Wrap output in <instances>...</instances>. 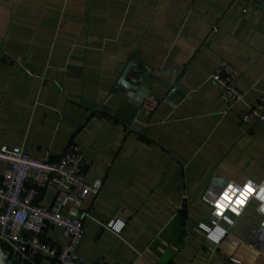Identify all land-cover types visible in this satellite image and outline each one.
Returning a JSON list of instances; mask_svg holds the SVG:
<instances>
[{"label": "crops", "instance_id": "obj_1", "mask_svg": "<svg viewBox=\"0 0 264 264\" xmlns=\"http://www.w3.org/2000/svg\"><path fill=\"white\" fill-rule=\"evenodd\" d=\"M222 60L248 90L232 106L210 78ZM130 62L136 91L117 85ZM261 94L264 0H0V147L54 161L74 141L86 180H103L84 201L83 264H264L254 202L218 221V242L198 226L207 194L264 179V124L241 122ZM44 240L66 243L58 226Z\"/></svg>", "mask_w": 264, "mask_h": 264}, {"label": "built area", "instance_id": "obj_2", "mask_svg": "<svg viewBox=\"0 0 264 264\" xmlns=\"http://www.w3.org/2000/svg\"><path fill=\"white\" fill-rule=\"evenodd\" d=\"M239 76V71L225 60L220 61L210 76L231 106L243 101L248 93V90L239 87ZM158 102L150 95H145L141 97L140 108L150 113ZM241 122L264 124V94L246 107ZM86 168L83 150L74 141H70L61 156L54 161L35 157L21 146L0 147V245L7 255L14 257L15 261H32L43 257L59 264H83L84 259L78 253V247L84 236V219L91 216L84 201L88 196H97L103 187L101 178L92 182L86 180ZM245 185H250L253 191L245 196L242 204L237 205V194L243 191ZM49 186L56 193L52 202L45 205L41 200ZM262 190L264 179H247L243 183L226 181L218 193L204 197L211 209V219L209 223L201 222L198 226L207 238L218 242L226 232L218 221L234 225L235 220L254 202L255 210L260 215L259 228L264 231ZM224 192L233 196L231 203L222 201ZM218 201L225 204L222 210L216 207ZM122 225V222L112 220L105 227L119 232ZM50 226L61 227L66 239L62 247H55L44 240L45 231ZM261 251L264 254V245Z\"/></svg>", "mask_w": 264, "mask_h": 264}, {"label": "water", "instance_id": "obj_3", "mask_svg": "<svg viewBox=\"0 0 264 264\" xmlns=\"http://www.w3.org/2000/svg\"><path fill=\"white\" fill-rule=\"evenodd\" d=\"M138 65H136L135 63H128L127 66L125 67L120 79L118 80V87L119 88H124L126 90L129 91H136L138 88V85L133 84L132 82H130L127 77L129 74V71L131 70V68H135ZM260 232H264L262 229H260ZM0 264H16L14 257H11L9 255H7V253L5 252L4 248L0 245Z\"/></svg>", "mask_w": 264, "mask_h": 264}, {"label": "snow or ice", "instance_id": "obj_4", "mask_svg": "<svg viewBox=\"0 0 264 264\" xmlns=\"http://www.w3.org/2000/svg\"><path fill=\"white\" fill-rule=\"evenodd\" d=\"M252 191H253V189L251 188L250 185H245L243 191H241V192H239L237 194L236 204L237 205L242 204L244 202L245 196L247 194L251 193ZM262 191H264V190H262ZM232 199H233V196L229 192H224L223 193L222 201L231 203ZM216 207L218 209H221L222 210L225 207V204L223 202L218 201L216 203ZM233 211H235V209H233Z\"/></svg>", "mask_w": 264, "mask_h": 264}, {"label": "trees", "instance_id": "obj_5", "mask_svg": "<svg viewBox=\"0 0 264 264\" xmlns=\"http://www.w3.org/2000/svg\"><path fill=\"white\" fill-rule=\"evenodd\" d=\"M15 262H16V264H18L17 261H15Z\"/></svg>", "mask_w": 264, "mask_h": 264}]
</instances>
